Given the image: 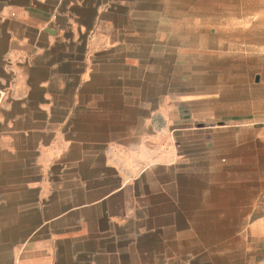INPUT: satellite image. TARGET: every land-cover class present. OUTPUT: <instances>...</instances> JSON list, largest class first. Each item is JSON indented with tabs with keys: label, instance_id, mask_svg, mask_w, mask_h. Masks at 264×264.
Masks as SVG:
<instances>
[{
	"label": "crops",
	"instance_id": "crops-1",
	"mask_svg": "<svg viewBox=\"0 0 264 264\" xmlns=\"http://www.w3.org/2000/svg\"><path fill=\"white\" fill-rule=\"evenodd\" d=\"M141 1L0 0V264H159L179 238L177 136L102 148L90 118Z\"/></svg>",
	"mask_w": 264,
	"mask_h": 264
},
{
	"label": "rangeland",
	"instance_id": "rangeland-1",
	"mask_svg": "<svg viewBox=\"0 0 264 264\" xmlns=\"http://www.w3.org/2000/svg\"><path fill=\"white\" fill-rule=\"evenodd\" d=\"M138 6L116 57L100 59L101 147L177 136L158 181L179 183L163 218L179 238L167 230L159 264H264V0Z\"/></svg>",
	"mask_w": 264,
	"mask_h": 264
}]
</instances>
